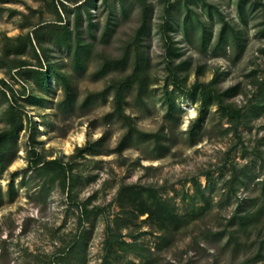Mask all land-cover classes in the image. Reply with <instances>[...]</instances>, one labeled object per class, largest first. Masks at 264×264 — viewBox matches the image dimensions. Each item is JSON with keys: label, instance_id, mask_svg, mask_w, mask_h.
<instances>
[{"label": "rangeland", "instance_id": "obj_1", "mask_svg": "<svg viewBox=\"0 0 264 264\" xmlns=\"http://www.w3.org/2000/svg\"><path fill=\"white\" fill-rule=\"evenodd\" d=\"M83 2L0 0V264H264V0Z\"/></svg>", "mask_w": 264, "mask_h": 264}, {"label": "trees", "instance_id": "obj_2", "mask_svg": "<svg viewBox=\"0 0 264 264\" xmlns=\"http://www.w3.org/2000/svg\"><path fill=\"white\" fill-rule=\"evenodd\" d=\"M84 1L82 4H80L79 6H82V8H84L86 6L87 3H89L90 0H82ZM62 8H65L63 3L59 4ZM54 9L55 11H57L56 6L54 5ZM58 13V11H57ZM59 15V13H58ZM62 22V21H61ZM59 36L61 37V40L63 42H70V30L67 26V24H63L60 25L59 28ZM165 30V29H164ZM36 35V46H33L32 44V40L30 39V37L28 36L25 40L24 38H18L16 39L17 42H25L27 41V43L31 46V48L35 51H39L41 53V55H43V57L45 58V52L44 49L40 46L39 39L37 37V32H34ZM165 37H167L166 33L163 34ZM57 40H59V38L56 37ZM78 41H80L79 36L76 38ZM24 44V43H23ZM24 48L25 46H22V44L19 46V48ZM20 53V52H19ZM40 76H42V80H41V87H46V74L45 72H40L38 73ZM59 76V74H58ZM64 89L67 93V95H69L70 92V85L68 84V82H64ZM216 97V101L217 104L219 106V108L222 110V112L227 115L230 116L231 118H235L238 119L240 117V112L237 111H232L230 106H225L222 100V96H215ZM120 94L117 95L116 97V103H117V108H118V112L121 111L120 109ZM19 130V127H13L12 131L10 132L9 136L7 137V139H13L14 137L11 136L12 133L16 134ZM8 135V134H7ZM2 141V140H1ZM7 143L2 141V145L0 146V174H2L7 168L8 166L11 164V160H5V152H6V148H7ZM43 166L40 167L41 170H54V169H58V171L60 172L61 176H63V179L66 171L65 168L63 167V165H61V163L57 160H53L50 162H45L42 163ZM35 165L37 166L38 164L35 163ZM65 183V181H64ZM63 183V185H64ZM130 189L128 192V195L126 196V199H128V201L130 202V205H133V207H137L138 213L140 215H147V218L149 221L156 223L159 222L161 223L162 227L160 228V230H163L165 232H169L170 229L173 231H176L178 229H180L184 224H187V222L181 218L179 215L176 214V212L174 211L173 206H171L168 202L162 200V198L151 188H141V187H130L128 188ZM89 213H95L94 211L92 212H88L87 210H85V215H89ZM173 228H172V227ZM107 249L109 252V255H111V252L113 251V249L115 248V245L119 244H123L126 246V243L124 242H118V240H113L112 238H108L107 240ZM120 247V246H119ZM108 257H106L104 259V263H107L108 261Z\"/></svg>", "mask_w": 264, "mask_h": 264}, {"label": "bare ground", "instance_id": "obj_3", "mask_svg": "<svg viewBox=\"0 0 264 264\" xmlns=\"http://www.w3.org/2000/svg\"><path fill=\"white\" fill-rule=\"evenodd\" d=\"M184 109H188V110H190L191 108L190 107H188V106H184Z\"/></svg>", "mask_w": 264, "mask_h": 264}]
</instances>
